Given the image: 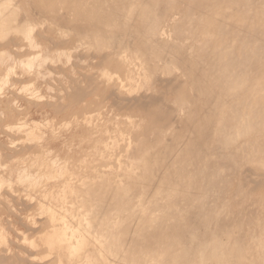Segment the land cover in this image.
Returning a JSON list of instances; mask_svg holds the SVG:
<instances>
[{
    "label": "rangeland",
    "instance_id": "obj_1",
    "mask_svg": "<svg viewBox=\"0 0 264 264\" xmlns=\"http://www.w3.org/2000/svg\"><path fill=\"white\" fill-rule=\"evenodd\" d=\"M224 263L264 264V0H0V264Z\"/></svg>",
    "mask_w": 264,
    "mask_h": 264
},
{
    "label": "bare ground",
    "instance_id": "obj_2",
    "mask_svg": "<svg viewBox=\"0 0 264 264\" xmlns=\"http://www.w3.org/2000/svg\"><path fill=\"white\" fill-rule=\"evenodd\" d=\"M179 16V15H178ZM202 22V21H201ZM248 82V81H247ZM254 98V97H253ZM157 206V205H156ZM221 208H222V206H221ZM204 211V210H203ZM220 211V210H219ZM205 219H206V217H205ZM207 225H208V223H207ZM206 227V226H205ZM229 228V227H228ZM217 230V229H216ZM196 231V230H195ZM194 233V232H193ZM196 233V232H195ZM208 233V232H207ZM205 234V233H204ZM189 235V234H188ZM217 235V234H216ZM212 236V235H211ZM199 237V236H198ZM205 238V237H204ZM199 239V238H198ZM202 239V238H201ZM205 240V239H204ZM215 241V240H214ZM200 242V241H199ZM198 242V243H199ZM218 242V241H217ZM207 245V244H206ZM214 245V244H213ZM238 245V244H237ZM207 249H208V247H207ZM209 250V249H208ZM225 251V250H224ZM228 251V250H227ZM234 252V251H233ZM230 260V259H229ZM218 262V261H217ZM222 263V262H221ZM245 263V262H244ZM225 264V263H224Z\"/></svg>",
    "mask_w": 264,
    "mask_h": 264
}]
</instances>
